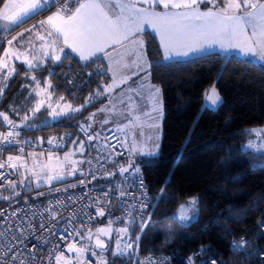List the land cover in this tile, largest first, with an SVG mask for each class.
Masks as SVG:
<instances>
[{"label":"snow or ice","instance_id":"1","mask_svg":"<svg viewBox=\"0 0 264 264\" xmlns=\"http://www.w3.org/2000/svg\"><path fill=\"white\" fill-rule=\"evenodd\" d=\"M205 5V10H200V5ZM5 9L9 8L8 4L4 5ZM15 8L18 11L14 15H8L0 12V20L23 23L24 19L28 17L29 13L35 16L40 12L46 11L49 8H55V11L47 16L46 20H40L38 23L41 26L47 25L50 30L47 31V37L52 39L46 45L42 46L41 59L36 63L33 60L25 59L24 63L27 68L32 71L40 67L43 61L49 60L50 62L61 61L63 56L64 60L69 59V54L65 53V46L75 53L83 61H92V65L96 64L94 57L102 54V58L112 59V53L116 52L117 57L114 60L116 69L119 72L113 71L112 64L106 68H97V74H105L109 71L113 72L111 83L107 85L98 86L92 96L88 97V101H95L101 97H107V104L100 107L97 111L104 113V118L99 120L101 128L110 122L114 125L113 128L108 129L109 133H119L128 128L129 124L135 123L139 120V116L135 120L130 119L133 112H143L144 116L148 117L151 121L148 124L150 129H156L155 136L149 135L146 137L147 141L152 142L150 149H145L144 144L139 141L140 137H144L143 131L138 132L137 138L130 142L126 140L127 132L123 136L107 135L104 137L106 141L103 143L104 152L108 153L103 156V163L100 157H94L97 164L104 167V164H111L112 168L118 171L121 177V184L114 183L108 188L102 189L96 196L90 197L91 203L86 207H94L96 213L100 217L105 215L104 207L101 205H110L112 200H120V210L124 213L121 217H112L108 221L107 227H98L93 232L92 227L87 225L84 220H80L82 230H77L73 226V217L77 214L76 210H70L67 205L61 207L60 201L54 205L51 202L42 210H34L31 207H26L20 211L8 212V209H0V264H43V256L38 259V255L42 250V246L48 243L47 233L56 235V229L63 221L67 227L64 231L67 232L69 238L79 237L81 240H86L88 245L92 246V255L96 256V249L99 252V264H108L105 258V251L107 245L101 236H108L112 232V224L120 221L124 226L117 229L120 234H128L130 228L135 227L137 234L135 240L131 236L124 239L121 236L115 242L114 256H128L131 260L134 245L138 249L141 235L151 223V212H146L152 200L159 201L164 196V188L166 185L160 186L155 196L148 195L146 186L143 183L140 167L135 165V155H155L159 145L156 141L159 139L158 130L160 129V119L163 111L162 90L158 85L149 83L148 78L151 75L150 69L153 67L149 59V47L143 36L145 26L147 25L153 33L159 36L158 47L151 49V56L161 55L164 61H173L187 59L193 55H200L202 53L211 51L218 48L223 52L237 51L243 57L256 58L259 61H264V0H75L72 5V0H60L57 7L55 0L49 3V0H31L28 4H17ZM160 8V10H157ZM181 9V11H175ZM21 13L24 14L21 17ZM33 25L32 28H36ZM31 32L32 29H26ZM19 35H23L20 33ZM39 40L44 41L45 36L37 33ZM17 36H13L7 40V44L11 46L13 41L17 40ZM51 49V54L49 53ZM123 49V51H119ZM4 56H15L17 60L20 59L14 52L4 51ZM101 58V57H98ZM157 67L161 65L159 62ZM227 65L219 70L220 77L223 76ZM15 72V68L9 69V64L0 58V73L6 76H11ZM49 75H52L50 72ZM91 75V73L89 74ZM132 76L140 77L143 83L140 85L139 90L135 95L137 98L143 99L145 95L151 100V109L145 111L144 105H139L133 108V97L129 95L127 99L124 98V93L121 91L117 96H113L117 88L122 84H127ZM33 81H36L35 75L31 76ZM48 87H51V81H48ZM36 87L39 88V82H36ZM43 91V90H41ZM131 91V89H129ZM0 91V96H2ZM39 96L40 93L36 92ZM63 99V97H61ZM221 102V97L217 89L213 86L209 92L205 93L204 105L205 107L215 108ZM87 104V102H86ZM80 107L73 108L71 104L67 105L69 111L77 113L81 111ZM44 105V101L40 100L35 108L32 110L33 115L39 112ZM51 108V105H49ZM52 119H57L61 115H67L63 111H56L52 108L47 113ZM97 116V112L91 113L87 116L89 123H78L77 127L80 132L84 133L90 147L93 140L99 141L101 132H93L89 134L92 128V121ZM0 117L9 125V130L0 132V145H14L20 144L21 141L17 139L20 132L17 130L21 125L15 124L10 120L8 115L0 112ZM30 116L25 113L22 117V124L27 122ZM127 120V123H122ZM31 127L32 125H27ZM257 137H262L258 142H249L244 147L251 149L257 153H264V129H254ZM49 144L53 141L50 139ZM124 151H115L117 145ZM79 150L81 153L85 150L84 141L79 142ZM111 148L113 151H109ZM3 149H0L2 152ZM22 153L24 150L20 148ZM229 155L231 153L229 152ZM114 156H124L125 161L122 163L119 160H114ZM264 159V156L260 157ZM20 156H7L4 162H0V169L5 167L14 169L11 175L16 176L17 180H12L10 177L5 179L8 173H0V188L5 185L8 186V194L4 195L0 192V199L15 201V197L19 196L20 192L17 190V184L21 186V190L25 193V199L30 190L33 182L37 188L41 187L39 176L34 172L32 176L34 179H29L20 171L18 166L13 161L20 160ZM65 159H68L66 154ZM91 164V160L88 161ZM225 171L228 170L229 162H223ZM77 169L72 168V173ZM116 171H99L100 177H110L116 175ZM81 177L84 173H80ZM96 173H91V179H96ZM49 180L52 177H48ZM58 181H63L64 176L55 177ZM88 182H91L89 180ZM235 182V180H234ZM78 184L85 185V179H80ZM76 184H69L65 186V191L69 187H76ZM115 188L116 194H110L111 189ZM131 189V191L129 190ZM59 191V189H54ZM138 193V195H134ZM44 192H37V196H43ZM71 200L72 198L69 197ZM64 211H69L68 216H63ZM197 200L192 198L186 205H180L179 212L176 215L182 226H190L198 220ZM30 214V215H29ZM90 221L95 214L83 213ZM47 221V223H46ZM55 223H52V222ZM259 227L264 229V223H260ZM39 230V232L37 231ZM171 230H169L170 232ZM66 239L65 237H60ZM94 239V244H93ZM39 241V244H32L31 241ZM122 242V243H121ZM171 239H166V243H171ZM245 245L252 247L248 241L241 238L239 243L233 241L230 246L233 255L241 251H245ZM68 251L75 252L77 258L83 257L87 251V245L77 248L74 243H68ZM204 249L201 248L195 253H189L186 258V264H198L197 258L204 255ZM57 264H72L70 259L65 258L63 250L56 256ZM167 256H161L157 261L151 258L148 264H167ZM80 264H83L80 260ZM199 264H217L216 259L209 258L208 260L200 261Z\"/></svg>","mask_w":264,"mask_h":264},{"label":"trees","instance_id":"2","mask_svg":"<svg viewBox=\"0 0 264 264\" xmlns=\"http://www.w3.org/2000/svg\"><path fill=\"white\" fill-rule=\"evenodd\" d=\"M6 2L0 0V11ZM145 36L151 46V80L163 93L164 118L158 154L134 159L140 161L150 197L156 195L160 186L166 187L163 198L150 203L151 223L141 235L139 248H134V255L164 253L171 256V264H186L188 254L203 247L205 254L197 260L215 258L218 264H264V257H260L264 253V229L259 227L264 223V159L260 158L264 154L243 149L252 135L249 129L264 124V63L258 66L253 63L255 60L213 54L165 65L159 54L151 56V49L159 45L156 36L150 32ZM158 62L160 67L156 66ZM90 64L92 61L81 63L69 54L66 61H48L32 71L18 65V75L10 83L3 82L9 85L0 98V112L17 124L19 118L10 105L22 98L16 93L19 84L24 83L23 77L30 82L32 75L36 81L48 78L54 97H63L62 100L78 107L87 102L86 107L47 125L17 130L25 141L46 142L51 135L66 136L102 102L88 101V97L106 81V73L97 74V68H105V64L102 58L88 67ZM225 65L220 77L219 70ZM212 85H216L223 102L217 108L206 107L202 111L205 93ZM0 126L9 130L2 117ZM222 161L229 162L227 171ZM193 197L199 208L198 220L182 226L176 214L180 205ZM108 210L118 213L116 200ZM128 234L135 239L139 233L133 227ZM168 238L171 243H166ZM241 238L252 247L246 245V252L233 255L230 246ZM108 264L137 263L112 259Z\"/></svg>","mask_w":264,"mask_h":264},{"label":"built area","instance_id":"3","mask_svg":"<svg viewBox=\"0 0 264 264\" xmlns=\"http://www.w3.org/2000/svg\"><path fill=\"white\" fill-rule=\"evenodd\" d=\"M52 2L53 0H49V3H52ZM55 4L58 7L60 4V0H55ZM74 4H75V0H72V5ZM50 11H55V8H49L48 10L43 11L42 13L45 14ZM38 18L40 19L41 16H39ZM7 25L9 26L8 29H7ZM18 29H19L18 25H12L4 20H0V38H1L0 52L5 42L7 41V39L10 38L13 35V33L17 31ZM148 45H149V42H148ZM253 63L259 66L263 62L258 60V61H253ZM0 132H6V130L0 126ZM125 132H127L126 140L130 142L128 130L125 128L124 131L119 132V133H109L107 131L105 136L113 135V141H107V143L110 144L114 142L115 136L117 135L123 136ZM91 133H93L92 130L89 131V134ZM74 135L79 136L81 140L84 141V144H85L84 167L82 171L84 173V176L83 177L80 176L77 179L63 182L56 186L41 188L37 190H31L28 192L26 199H25V194L21 192L19 196L15 197V201L0 199V209H8V212H6L5 215H8V213L12 211H20L26 207H31L32 209L39 211L45 208L49 204V202L55 205L57 201H60L62 202L60 205L61 207H64V205H67L70 210H73V209L76 210L77 214L73 217V226L76 227L77 230H82L81 225L79 223V221L82 219L85 221L87 225L92 227L93 232H95V229L98 227H107L108 221L112 217H121L124 215V213L120 210V207H121L120 200H116L117 206L119 209L118 213L116 214H113L108 210V207H110L115 200H112L110 205H107V206L101 205V207H104L105 209V215L103 217H100L98 213H96V209L94 207H86L87 204L91 203V200L89 199L90 197L96 196L102 189L108 188L114 183L121 184L122 182H121V177L118 171L114 170L111 164H104V167L101 168V165L97 164L96 159H94V157H100L101 163H103V156L108 154L104 152L103 144L100 141L93 140L91 142V145L94 147H90L85 134L80 132L78 127L76 130L70 131L66 136L51 135L46 142L25 141L20 135L19 137H17V139L21 141L20 144L0 145V149H3L2 152H0V162H4L6 160V155L8 151L15 152L17 155H20V156H28L29 153L33 150H39V151H44V152L52 150V151L60 152L67 145L68 140ZM50 139L53 141L52 144L48 143ZM20 148H23L24 150L22 153L19 151ZM124 150L125 149H122L119 146V144L117 145V148L115 149V151H124ZM109 151H113V150L109 148ZM113 159L119 160L123 163L126 157L114 156ZM89 160H91V164L88 163ZM110 170L116 171V175L110 176V177H100L99 171L106 172ZM13 171L15 170L7 168V167H5L4 169H0V173H8L5 179H8L10 177L12 180L15 181L17 180V177L11 175ZM93 172H95L97 176V178L94 180L91 179V173ZM138 175H142L143 183L146 186V189L149 195V189H148L147 181L145 179V175L143 174L141 170ZM82 178L85 179V185L78 184V181ZM89 180H91V182H88ZM2 183L3 182H0V184ZM69 184H76L77 186L69 187L65 191L64 190L65 186ZM6 186L7 185H5L4 187ZM4 187L0 188V192L2 189H4ZM54 189H59V191H55ZM129 190L131 191V189ZM37 192H44L45 194L43 196H37L36 195ZM110 194H116L115 188L111 189ZM4 195H7V194H4ZM134 195H138V193ZM69 197H71L72 199L70 200ZM149 209H150V205L148 209H146L145 211L149 212ZM83 213H89V214H95V215H93V218L89 221L88 217L84 216ZM62 215L68 216L69 211H64ZM0 219H2V217H0ZM52 223H55V222L53 221ZM118 223H122V222L116 221L112 224V226ZM66 227L67 226L64 225L62 221L61 225L57 227L56 229V235L53 236L51 233L46 234L49 242L43 244L42 250L37 258L39 259L40 256L42 255L43 264H57L55 258L57 255L60 254V251L63 250V255L65 256V258L70 259L72 261V264H80V260H82L83 264H99V261H96L95 256L92 255V249L87 248V251L84 253L83 257H81L80 259L77 258V254L75 252L68 251L69 242L74 243L77 248L85 246V245L83 243V240H81L79 237H76L74 239L69 238L67 236V232L64 231ZM37 231L39 232L38 229ZM60 237H65L66 239H61ZM39 243H40L39 241L33 240L29 244V247L31 248L32 244H39ZM244 247L247 251L246 245ZM201 248H199V250ZM241 252H245V251H241ZM161 256H167L169 258L167 264L172 263L171 256L164 254V253L163 254H150V255H144V256H132L131 260L136 262L137 264H148L149 258H151L153 261H157L158 258ZM260 257L263 258L264 253H261ZM125 259H126L125 263L128 261H131L129 260L127 255ZM212 259H215V258H212ZM197 261L199 264L200 261H204V260H197Z\"/></svg>","mask_w":264,"mask_h":264},{"label":"rangeland","instance_id":"4","mask_svg":"<svg viewBox=\"0 0 264 264\" xmlns=\"http://www.w3.org/2000/svg\"><path fill=\"white\" fill-rule=\"evenodd\" d=\"M43 1L44 0H41V3H43ZM30 2H31V0H8L6 2V4L9 5V8L4 10V11H6L5 13L8 15H14L15 12L18 11V9L15 8V5H17V4H28ZM30 14L31 13H29L28 17L24 19L25 21H23L24 22L22 24L23 26L21 25L22 27L20 28L21 29L20 31H25V32H23V35H20L17 39V42L12 44L11 46H9L7 48L8 51L14 52L16 55H18L20 57V59L17 60L15 56H8L4 59V61L9 64V69L14 67L15 72L11 76H6L3 73H0V75H1L0 76V84H1L0 91H2L3 94L5 93L7 86L9 85V84L5 85V84H3V82H9L10 83L13 80V78H15L18 75V73H19V69L17 68L18 64H22V66L24 68L28 69L27 65L24 63V60L29 59V55L31 53H33L34 55H36L38 57L35 61H33V63H36L37 61H39L41 59V50H42L43 45L40 43L39 44L36 43L37 38L35 37V31H31V32L26 31V29H30V27H32L33 25L39 26V23H38L39 21H36L37 17L35 18V17H33V15H30ZM23 16H24V14L21 13V17H23ZM43 27L40 26V28L44 31ZM43 35L45 36V40L48 41L46 39V34H43ZM34 52H38V54H35ZM50 54H51V52H50ZM239 56L242 59H253L250 57H247V58L243 57L241 54ZM31 60H33V59H31ZM56 62H60V61H56ZM46 63H47V61L45 59L43 61V63L40 64V67L45 66ZM25 77H28V76L25 75ZM27 80H28L27 78L23 77L22 81H24V83L19 84L20 90L16 93L18 98H21L20 95H22L21 100L19 102H17V100H15V103L10 105L11 109L14 110L13 114L18 116V118H19L18 122H17L18 125H21L19 127V129L36 128V127L44 126V125L50 124V123L60 119L63 116H66V115H61L57 119H52L51 117H49L47 115V113L49 111H51L52 108H55L56 111H58V112L63 111L67 114H71L73 112L69 111V109L67 108V105L71 104L73 108L78 107L72 103H69V102H66L62 99H57L56 97H54L50 91L51 88L48 87V83H47L49 81L48 78H46L43 81H41V80L38 81L39 82V88L36 87L37 81L32 80V82H30L29 80L28 81ZM213 86L217 89L216 85H212L209 87L207 92H209V90ZM41 90H43V91H41ZM217 91L221 97V102H218V105L215 108L220 106V104L223 102L222 95L220 94L218 89H217ZM36 92H39L40 95L37 96ZM3 94H2V96H3ZM2 96H0V98H2ZM40 100L44 101V105L41 107L39 112H36L33 115L32 110L35 108V105ZM49 105H51V108H49ZM25 113H27L30 116V119L27 122L22 124V117ZM100 114H98V117H99V120H102L104 118L105 114L104 113H103L104 115H100ZM84 123L87 124V123H89V121L85 120ZM91 123L93 125L92 128L94 130H97L98 127L100 126V124H96L94 122H91ZM122 123H127V120L123 121ZM27 125H32V126L28 127ZM113 127H114V125L110 122L107 125H103V128H101V126H100V131L101 130L106 131V130L113 128ZM254 129H264V124L256 125V126H253L252 128L249 129V132L252 135H251V137H249V139L243 145V149L245 151L254 152L251 149H248L244 146L247 145L249 142H258L259 139L262 138V137H257L255 135V132L253 131ZM129 135L131 137V140L137 138L136 133H133L132 131H129ZM80 141H81V138L79 136H76L72 140V143L68 147H66L65 149H62V151H60V152L52 151V150H49L46 152L39 151V150H33L29 153L28 156H20V155H17L15 152L8 151L6 158L9 155L20 156L21 159L17 160V161H13V163H15L18 166V168L20 169V171L23 172L24 175L27 176L29 179H34L32 176V173L35 172L39 176L41 184H43V183L47 184L48 182L51 183V185L57 184L58 182L67 181L80 169L79 168L80 164L83 163V161H84V159H83L84 155L83 154H85V152L81 153L79 150L78 145H79ZM139 141L144 144L142 137L139 138ZM159 144H160V142H159ZM144 147H145V149H148L146 146H144ZM159 149H160V145H159L158 149L156 150L155 155L158 154ZM254 153H257V152H254ZM66 154L68 155L67 160L65 159ZM258 154H264V153H258ZM137 156H141V154L137 153L136 159L139 158ZM139 162H140L139 160L135 161V165L139 166ZM73 167H75L77 169V171L75 173H72ZM61 175L65 177V179L63 181H58L55 179V177L61 176ZM48 177H52V179L49 180ZM31 188H32V190L37 188L35 182H33ZM17 190L19 192L23 193L19 183L17 184ZM1 192L4 194H8V186L4 187V189H2ZM186 204L187 203H185L183 205H186ZM197 209H198V213H194L193 215L199 214L198 205H197ZM178 212H177V214H178ZM113 227L115 229V239L113 240L112 243H110L109 247L105 251V253H104L105 258H107L108 261H110L112 259L126 260L125 259L126 256H124V257L118 256V255L114 256L113 252L116 250L115 249V242L120 238V236H123L124 239H127L129 234L125 235V234L118 233L117 229L122 227L119 224H115ZM133 240H135V239H133ZM83 243L85 246L87 245L88 249H92V246L88 245L86 240H83ZM134 248H135V245H134ZM134 248L132 250L133 253H134ZM96 252H97V255L95 256V259H96V261H99L100 250H98Z\"/></svg>","mask_w":264,"mask_h":264},{"label":"crops","instance_id":"5","mask_svg":"<svg viewBox=\"0 0 264 264\" xmlns=\"http://www.w3.org/2000/svg\"><path fill=\"white\" fill-rule=\"evenodd\" d=\"M8 1V0H7ZM43 3H44V1H43ZM6 4V3H5ZM4 10H6V9H4V6H3V8L1 9V11L0 12H3V13H5L6 11H4ZM157 10H160V8H157ZM200 10L201 11H203V10H205V5L204 4H201L200 5ZM175 11H181V9H177V10H175ZM54 11H50V12H47V13H45V14H43L42 12H40L38 15H35V16H33V17H37L36 18V21H40V20H46L47 19V16L48 15H51L52 13H53ZM31 15V14H30ZM39 16H41V18L39 19L38 17ZM30 17V16H29ZM5 21V20H4ZM25 21V20H24ZM6 22H8L9 24H12V25H18L19 27L24 23H19V19L17 20V22H11V21H6ZM37 27L36 28H32V27H30L31 29H32V31H35V37L37 38L36 39V43L37 44H42V45H46L48 42H49V40L50 39H52V38H50V37H47V31L48 30H50L49 28H48V26L47 25H44V27H43V29H44V31L40 28V26L41 25H36ZM9 28V26L7 25V29ZM23 32H25V31H20V30H17V31H15L14 33H13V35L10 37V38H8V39H11L13 36H17V37H19L20 35V33H23ZM39 32V34L40 35H43V34H46V39L48 40V41H46V40H44V41H41V40H39V38H38V35H37V33ZM146 32H150V33H152L153 35H155L156 36V38H157V40H158V42H159V36L157 35V34H155V33H153V31L151 30V28H149L147 25L145 26V31H144V33H143V36H144V39H145V42H146V46H148V40H147V38H146V36H145V33ZM7 39V40H8ZM17 42V40H15V41H13V44L14 43H16ZM9 47V45L7 44V41L5 42V44H4V46H3V49H2V51H1V54H0V58H3V60L6 58L5 56H4V51L5 50H7V48ZM119 51H123V49H119ZM10 52V51H9ZM51 52V49H49V53ZM35 54H38V52H34ZM65 53H68V54H70V55H72L77 61H79V62H81V63H88V62H91V60H89V61H83V60H81L75 53H71V50L70 49H68L66 46H65ZM213 54H218V55H220V56H223V57H226V58H230V57H240L239 55H240V53H238L237 51H235V50H233V51H230V52H223V51H221V50H219L218 48H216V49H213V50H211V51H208V52H205V53H202V54H200V55H193V56H191V57H189V58H187V59H181V60H173V61H171V62H169V61H164L163 59H162V56L160 55V61L163 63V64H165V65H167V64H169V63H179V62H188V61H191V60H194V59H197V58H200V57H203V56H206V55H213ZM33 57H35V59L33 60V61H35L38 57L36 56V55H34L33 53H31L30 55H29V60H31V59H33ZM98 57H101L102 58V54H98ZM98 57H94L93 59L94 60H96V59H99ZM117 57V53L116 52H113L112 53V59H109V58H102L103 59V62H104V64H105V68L109 65V64H112V66H113V71H116L117 72V75H119V72H118V70L116 69V65H115V63H114V60H115V58ZM31 58V59H30ZM251 58V57H250ZM61 59H63V56H62V58ZM150 59V58H149ZM242 59V58H241ZM245 60H258V59H256V58H253V59H245ZM47 62L49 61V60H46ZM56 62V61H55ZM261 62H263L264 63V61H261ZM18 65H20V66H22V64H18ZM23 67V66H22ZM26 69V68H25ZM107 74V79H106V81H104L103 82V84L102 85H107V84H110L111 83V77H112V75H113V72L112 71H109V72H107L106 73ZM148 81H149V83H151V84H154V85H156L155 83H153L152 82V80H151V76L148 78ZM143 83V81H141V79H140V77H138V76H132V78L128 81V83L127 84H122L121 85V87L120 88H117L116 90H115V92L114 93H112V95L115 97V96H117L119 93H121V91H123V93H124V98L125 99H127V97L129 96V95H131L132 97H133V104H132V107L133 108H137L139 105H144V106H146L145 107V111H149L150 109H151V100L147 97V95H145L144 96V98L143 99H140V98H137L136 97V95H135V93H136V91L137 90H139V87H140V85ZM129 89H131V91H129ZM100 99H102V102H101V104L99 105V107L97 108V110L100 108V107H102V106H104L105 104H107V100H108V98L105 96V97H101ZM97 100H99V99H97ZM162 101H163V93H162ZM82 109V108H81ZM97 110H95V111H93V112H97V116L94 118V120L92 121V122H94V123H96V124H99L98 123V121H99V117H98V114H100ZM92 112V113H93ZM91 114V113H90ZM89 114V115H90ZM88 115V116H89ZM100 115H104L103 113H101ZM99 115V116H100ZM136 116H139V120H135V117ZM163 118H164V103H163V111H162V117H161V119H160V129L158 130V136H159V139L156 141V143H158V145H160L159 144V142L161 143V139H162V123H163ZM130 119H133V120H135V123H133V124H129L128 125V128H126L127 130H128V135H129V131H132L133 133H136V135H137V133L138 132H140V131H143L144 133H145V136L144 137H142L143 138V142H144V146H146L148 149H150L151 148V146H152V142L151 141H147L146 140V138L145 137H147V136H149V135H152V136H155L156 134H157V130L156 129H150L149 127H148V124L151 122L149 119H148V117H146V116H144V114H143V112H140V111H136V112H133L132 113V115H131V117H130ZM85 120H87V119H85ZM84 120V121H85ZM98 126V125H97ZM97 131H100V126L98 127V129L96 130V132ZM108 130H106V131H104V130H101L100 132H101V136H100V138H99V141L103 144L104 142H105V140H104V137H105V134H106V132H107ZM129 140L131 141V137H130V135H129ZM84 152H85V150H84ZM83 152V153H84ZM84 155V154H83ZM145 156H150V155H141V156H137V157H139V158H141V157H145ZM135 157H136V155H135ZM83 159H84V156H83ZM83 167H84V161H83V163H81L80 164V169L70 178V179H68V181L69 180H73V179H75V178H77V177H80L81 175H80V173L83 171ZM58 183H60V182H58ZM42 186L41 187H39V188H36V189H34V190H37V189H41V188H47V187H51V186H54L55 184H52L51 185V183H43V184H41Z\"/></svg>","mask_w":264,"mask_h":264},{"label":"water","instance_id":"6","mask_svg":"<svg viewBox=\"0 0 264 264\" xmlns=\"http://www.w3.org/2000/svg\"><path fill=\"white\" fill-rule=\"evenodd\" d=\"M255 61H258V60H255ZM191 200H192V198H189L187 201L189 202V201H191ZM110 236H111V238H109L108 236H101V239H103V240L105 241V243H106V245H107V248H108V244H109V243H112L113 240H114V237H115V229H114L113 226H112V232H111ZM120 237H121V236H120ZM93 244H94V239H93ZM99 250H100V249H99Z\"/></svg>","mask_w":264,"mask_h":264},{"label":"flooded vegetation","instance_id":"7","mask_svg":"<svg viewBox=\"0 0 264 264\" xmlns=\"http://www.w3.org/2000/svg\"><path fill=\"white\" fill-rule=\"evenodd\" d=\"M114 239H115V237H114ZM109 245H110V243L108 244V247H109ZM99 249H96V251H98ZM101 251V250H100Z\"/></svg>","mask_w":264,"mask_h":264}]
</instances>
